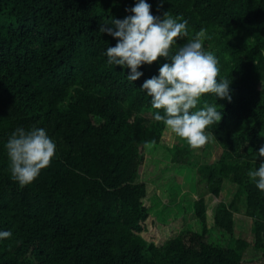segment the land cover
<instances>
[{"label": "trees", "instance_id": "trees-1", "mask_svg": "<svg viewBox=\"0 0 264 264\" xmlns=\"http://www.w3.org/2000/svg\"><path fill=\"white\" fill-rule=\"evenodd\" d=\"M137 2L0 0V231L12 233L0 264H264V192L247 175L264 162V0H146L160 19L187 20L191 37L206 29L217 79L230 82L231 101L209 93L192 110L207 101L222 113L206 129L221 150L212 165L188 160L191 147L154 120L163 110L141 89L170 58L142 64L133 82L107 63L117 39L100 26ZM18 127L44 128L56 144L24 187L5 147ZM224 181L244 196L249 241L234 238L235 201L209 212Z\"/></svg>", "mask_w": 264, "mask_h": 264}, {"label": "clouds", "instance_id": "clouds-1", "mask_svg": "<svg viewBox=\"0 0 264 264\" xmlns=\"http://www.w3.org/2000/svg\"><path fill=\"white\" fill-rule=\"evenodd\" d=\"M164 0H160L162 6ZM151 5L146 0H138L131 8L133 13L124 19H113L112 26L101 24L100 32L117 39L115 46L106 50L107 63L129 68L127 79L130 82L143 75L138 68L142 64L151 65L158 58H170L171 63H164L159 68V75L146 79L141 87L151 97V107L157 111L154 120L163 122L176 136L185 140L193 148L204 146L210 139L206 129L217 124L222 113L215 105L207 101L199 110L197 106L205 94L231 101L230 82L227 78L217 79L220 73L218 58L203 46L208 39L206 29H201L191 37L187 28L188 21L178 22L167 12L163 19L151 14ZM187 37V43L173 47L177 39ZM150 148L152 143L146 142ZM10 161L11 177L20 187L31 184L48 167L55 155L56 144L47 135L44 128H32L26 131L16 128L6 145ZM264 157V146L258 151ZM249 178L256 187L264 192V162L259 168L249 170ZM12 237L10 231H0V239Z\"/></svg>", "mask_w": 264, "mask_h": 264}, {"label": "rangeland", "instance_id": "rangeland-1", "mask_svg": "<svg viewBox=\"0 0 264 264\" xmlns=\"http://www.w3.org/2000/svg\"><path fill=\"white\" fill-rule=\"evenodd\" d=\"M183 144L184 141L180 139L178 146H182ZM191 151L193 153L189 156L188 160L190 159L191 161H194L201 165H212L213 163L216 162L221 152L219 145L212 139V137H210L209 141L204 146L196 149L191 148ZM159 157L163 159L162 153L159 155ZM237 190H238L237 186L232 185L228 181H224L219 199L215 198L212 195H208L206 197L209 204V212L211 213V210L220 201L224 203H229L232 200L235 201L237 203V210L234 214L235 217L234 238L249 241L251 235V227H250L251 221L243 213L244 196L239 195ZM257 259L258 258L256 257V255H254V257L251 258H246L245 255L243 261H248V263L252 261V264H256Z\"/></svg>", "mask_w": 264, "mask_h": 264}]
</instances>
